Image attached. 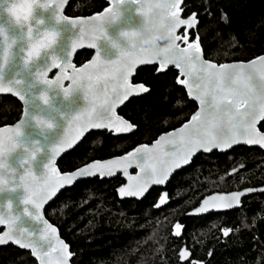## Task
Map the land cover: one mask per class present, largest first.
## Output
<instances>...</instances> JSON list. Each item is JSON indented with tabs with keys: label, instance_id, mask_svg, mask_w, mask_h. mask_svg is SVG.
Returning <instances> with one entry per match:
<instances>
[{
	"label": "snow or ice",
	"instance_id": "obj_1",
	"mask_svg": "<svg viewBox=\"0 0 264 264\" xmlns=\"http://www.w3.org/2000/svg\"><path fill=\"white\" fill-rule=\"evenodd\" d=\"M129 2L138 4L140 0H115L116 6L90 18L91 23L86 25L83 20H69L61 14L64 0H45L43 3L37 0H4L2 10L12 18L19 34L8 35L5 27L0 25V44L3 45L0 50V95L11 94L17 97L22 102V115L25 119H21L15 126L0 127V191L23 193L19 197L23 205L20 211L13 210L10 199L6 201V208L0 211V225L6 224L8 228L7 232L0 234V246L11 243L21 250L31 249V254L40 264H69L74 255L56 235V229L44 221L40 214L44 202L55 197L58 190L66 185H73L79 179L95 177L97 174L100 177L112 176L117 167H122L127 176V166L135 160L142 173V177L137 179L138 188L127 191L121 189L120 194L143 197L150 185L165 184L173 169L189 165L200 150L204 153H210L213 149L223 151L241 143L264 148V132L257 127L259 122L264 121V56L248 61L247 64L241 62L219 66L204 59L203 37L198 30L201 13L194 12L187 19L181 18V12L188 7L187 0H145L136 11L144 16L157 11L160 23L144 39H138L135 30H121L118 36L126 41V46L122 47L118 39L107 35L106 27L113 18L122 15L120 7ZM202 2L205 6L203 15H211L209 0ZM53 4L55 11L52 19L55 23H70L72 29L79 33L78 36H69L71 51L68 56L77 47H83L85 42L87 47L96 49L94 60L80 70L53 50L60 30L41 29L39 26L44 24V19L34 16L35 8L47 11ZM221 19L227 23V14H223ZM33 22L37 26L35 29ZM182 26L185 28L183 35H177V30ZM188 30H196L195 39H191L193 33ZM99 40L117 49L118 56L115 59H101ZM181 40L187 47L180 46L178 41ZM160 41L164 43L161 45ZM17 45L18 52L14 53L13 48ZM14 55L19 56L18 67L32 78L23 89L20 86L25 81L20 78V71L5 81L4 68ZM40 61L43 62L38 63ZM156 63L159 64L160 75H166L169 66L175 65L181 74L177 76V83L184 85L190 98L197 100L200 105V111L178 130L179 135L167 139L162 137L157 142L156 148L163 159L158 160L152 149L141 146L123 158V163L120 160L107 164L95 161L71 173H58L54 167L55 158L66 149L78 146L77 142H82L90 129L108 130L116 134L133 131L136 126L117 114V106L132 102L130 98L134 99L141 93H150V89L143 84L133 86L129 78L136 65ZM53 69H59V73L54 79H49L48 73ZM65 80L71 82L69 87H64ZM37 84L44 86L39 92L33 91ZM77 92L82 93L83 100L87 102L84 107L65 111L53 104L56 95L62 93L64 100H71V104L75 105L76 101L72 97ZM35 100H41L51 110L47 118L41 115L39 106L32 103ZM29 105L33 108L31 113L27 111ZM28 120L32 121L31 125ZM57 121H64L65 124L61 126ZM25 127H35L40 134L59 129L56 141L49 146L50 155L43 161L46 171L42 180L37 178L33 170V162L42 152L40 141L26 139ZM66 128L74 129L73 134L69 135ZM164 145H170L171 148L164 151ZM14 154L15 160L12 163L9 158ZM128 179L131 181L132 177L128 176ZM253 191L255 189L245 190ZM245 192L213 197V201L219 200L218 204H210L206 200L195 211L207 213L210 207L232 209L241 204V196ZM165 203L162 197L156 207ZM29 205L34 211L29 209ZM22 215L42 221L43 230L37 233L23 225L17 227ZM181 227L179 223L175 225V236H181ZM223 235L229 236V230H225ZM37 238L40 243L36 242ZM53 252L57 253L55 259L52 257ZM130 255H136V252ZM188 258V252L182 250L181 259ZM24 260L26 257L18 258L17 264Z\"/></svg>",
	"mask_w": 264,
	"mask_h": 264
},
{
	"label": "trees",
	"instance_id": "obj_2",
	"mask_svg": "<svg viewBox=\"0 0 264 264\" xmlns=\"http://www.w3.org/2000/svg\"><path fill=\"white\" fill-rule=\"evenodd\" d=\"M106 4L105 0H70L65 14L87 16ZM187 4L184 16L201 13L198 30L206 59L248 61L264 54V0H209L211 15H203L202 0H187ZM225 13L227 23L221 19ZM192 33L193 38L196 31ZM92 53L79 51L75 64L81 65ZM166 72L156 73V66L136 71L132 81L143 83L150 93L131 98L118 110L136 126L135 131L121 136L92 131L59 158V169L72 171L95 159L122 155L185 122L196 110V102L177 84L176 69ZM21 111L16 98L0 96V126L16 122ZM259 128L264 132V121ZM123 182L120 175L84 179L46 206V218L70 245L73 264H264V192L244 197L240 208L228 212L187 215L208 194L264 185V150L236 146L224 153H199L165 187H153L140 200L118 198L116 188ZM162 197L166 203L156 207ZM177 223L182 225L180 237L174 235ZM225 230H229L227 237ZM183 245L191 256L182 263L178 251ZM133 252L136 255H130ZM21 257L26 260L20 264H37L25 250L13 245L0 248V264H17Z\"/></svg>",
	"mask_w": 264,
	"mask_h": 264
},
{
	"label": "water",
	"instance_id": "obj_3",
	"mask_svg": "<svg viewBox=\"0 0 264 264\" xmlns=\"http://www.w3.org/2000/svg\"><path fill=\"white\" fill-rule=\"evenodd\" d=\"M70 0H64V3H63V8H62V12L61 14L63 16H66L69 18V20H77V21H80V20H83L86 22V25L90 24L91 23V19L92 17H95L97 14H100V13H103L105 9H112L115 5V0H105V2L107 3V5L99 12H96V13H93L91 15H87V16H76V17H72V16H68L65 14V9L68 5ZM18 2H21V0H18ZM38 3H43L45 2V0H37ZM145 3V0H140V2L138 4H134V3H125L122 7H120V11L122 12V18L120 20V22L118 24H113V25H110V26H107L106 27V32H107V35L112 38V39H118V42L120 43V45L122 47H125L126 46V41H124L122 38H120L118 36L119 32L121 30H125V29H128V30H136L138 28H140L143 24H144V21L146 19V17L148 15H150L152 12H150L147 16H144L140 13H138L136 11V9L138 7H140L141 4H144ZM4 4V0H0V25L4 26L5 29L7 30V33L8 35H13V34H19V29H17L13 23H12V18L7 14L5 13L3 10H2V6ZM55 11V4H53V7L49 8L47 11H44L42 10L41 8L37 7L34 9V16L35 17H42L44 19V24L39 26L41 29L43 28H57L60 30V36L56 42V44L53 45V50L55 52H57L58 55L61 56L62 59L64 60H70L72 62V64L77 68V70H80L82 68H84L86 65L90 64L94 58L96 57V49H93V48H89L87 47V42H85V45L83 47H77L76 51L72 53L71 56H68V52L71 51V45H70V41H69V36L72 35V36H78L79 33L76 29H72L71 27V24L70 23H62V24H56L55 21L52 19V13ZM194 13V12H193ZM192 14V13H191ZM190 14V15H191ZM190 15H187V16H184V11L181 12V18L182 19H187ZM33 27L34 29L37 27L35 25V23L33 22ZM185 31V28L182 26L180 29L177 30V35H183ZM188 31H196V30H188ZM151 33L148 34V36L150 35ZM147 36V37H148ZM146 37V38H147ZM192 39H195V36L192 38ZM191 42V41H190ZM161 45L164 43L163 41H160L159 42ZM178 43L180 44V46L183 48V47H187L184 43H183V40L181 41H178ZM18 45L17 46H14L13 48V52L16 53L18 52ZM98 47L100 48V57L101 59H115L117 56H118V51L117 49H114V48H111L110 45L107 44V42H105L104 40H99L98 41ZM3 48V45L0 44V50H2ZM91 50L93 53L91 55V57L85 61L84 63H82L81 65H76L75 62H74V58L76 56V54L79 52V51H82V50ZM63 50V51H61ZM202 54H203V57H204V53H203V49H202ZM261 56H264V54L262 55H259V56H256L254 57L253 59L251 60H248V61H253L255 58L257 57H261ZM44 59H47L46 57ZM204 59H206L204 57ZM208 61H211L209 59H206ZM248 61H231V62H223V63H217V62H214V61H211V62H214L217 64V66L221 65V64H235V63H245L247 64ZM43 61H40L38 63H42ZM20 64V61H19V56L18 55H14L12 60L10 61V63H8L5 68H4V77H5V81L9 80L12 78L13 74L16 72V71H20V78L23 79L25 81V84L21 85L20 87L23 89L27 86V82H29L32 78L27 74L25 73L21 68L18 67V65ZM143 66H156V73H158V68H159V64L156 63V64H138L136 65V68L135 70L133 71L131 77L129 78L130 79V83L135 86V85H140V84H143V83H134L132 81L136 71L140 68V67H143ZM170 67H173L176 69V71L178 72V75H181L180 74V70L178 68L175 67V65H170ZM59 73V69H53L52 71H50L48 73V78L49 79H54ZM181 78H183L181 76ZM176 82H177V78H176ZM64 87H69L70 86V81L68 80H65L64 82ZM178 84V83H177ZM144 85V84H143ZM180 87H183L186 94H187V97L190 99V100H193L196 102V105H197V108L196 110L189 116V118L183 122L180 126L172 129V130H169V131H166V132H163L161 133L160 135L157 136V138L155 140H153L151 143L149 144H139L137 146H135L134 148L130 149L129 151L123 153L122 155H118V156H114V157H110V158H107V159H95V160H92L86 164H90V163H93L95 161H100L104 164H107L108 162H112V161H117V160H120L121 163L124 162V159L123 158H127L128 155L130 153H133L135 149L137 148H140L141 146H147L148 148L152 149L153 152L155 153L156 157L158 160L160 159H163L161 153L157 150L156 148V145H157V142L161 140V138H169L170 136H177L179 135V132L178 130H180L182 128L183 125H185L186 123H188L189 121H191V117L192 115L198 113L200 111V105H199V102L197 100H194V99H191L189 94H188V90L187 88L184 86V85H181V84H178ZM145 86V85H144ZM44 86L43 85H40V84H37L36 85V88L33 90L35 92H39ZM147 87V86H146ZM146 93H141L139 94L138 96H141V95H144ZM0 96H12L14 98H16L18 101L19 99L11 94H2ZM136 96V97H138ZM73 100L76 101V104L75 105H72L71 104V100H64L63 99V96H62V93L61 94H58L56 95L55 99L53 100V104L56 105V106H59V107H62L65 111H75V109L77 107H84L86 105V101L83 100V97H82V93L80 92H77L73 97H72ZM131 99V98H130ZM21 103V106H22V102L19 101ZM33 104L39 106V110H40V113L43 117L47 118L50 113H51V110L45 106L43 104V102L41 100H35L32 102ZM126 103V102H125ZM123 105H118L117 106V114L123 118L124 120L128 121L127 119H125L123 116H121L119 113H118V110L122 107ZM27 111L29 113H31L33 111V108L31 105H29L27 107ZM22 112H23V108H22V111H21V115H20V118L12 123V124H7V125H3V126H0V127H9V126H15L18 122L21 121V119H25V117H23L22 115ZM130 122V121H128ZM262 122V121H261ZM258 123L257 127L258 129L260 130L259 128V125L260 123ZM28 123L29 125L32 124V121L31 120H28ZM131 123V122H130ZM57 124L63 126L65 124L64 121H57ZM136 130V127L133 129V131ZM65 131L69 134V135H72L73 134V131L74 129L72 128H66ZM92 131H104V130H95V129H90L89 132L85 133V136L92 132ZM105 131H108V130H105ZM132 131V132H133ZM261 131V130H260ZM24 132H25V138L26 139H37L40 141V145H41V148H42V152L40 154L37 155V158L36 160L33 162V170L34 172L36 173L37 175V178L42 180L44 177H43V174L45 173V169L43 168V161L47 160L49 155H50V145H52L55 141H56V138H57V134L59 132V129H56L52 132H45L43 134H40L39 133V129L35 128V127H25L24 128ZM31 132V135H29V133ZM109 132V131H108ZM131 132V133H132ZM263 132V131H261ZM112 135L114 136H121V135H128L130 133H119V134H116L114 132H111ZM83 140V138H82ZM81 142L78 141L77 144L79 145ZM236 146H246V147H251V148H259L261 150H264V148H261L259 145H249V144H244V143H241V144H237V145H233V147L231 149H233L234 147ZM77 147L76 145H74L73 148ZM171 148L170 145H164V151H168L169 149ZM231 149H226V150H223L221 151L220 149H213L211 152L213 151H218V152H221V153H224V152H227V151H230ZM72 149H66L65 152L61 153L60 156H57L55 158V162H54V167H56V170L58 173H60L61 175H64L65 173H71V172H74L76 171L77 169L83 167L84 165L72 170V171H65V172H62L59 167H58V160L61 156H63L64 154H66L67 152L71 151ZM210 152V153H211ZM199 153H204L202 150L198 151L192 158V160L194 159V157L196 155H198ZM205 154H209V153H205ZM14 160H15V154L9 158V161L14 163ZM191 160V162H192ZM191 162L189 163V165L191 164ZM189 165H186V166H182L181 168L179 169H173L172 172H171V175H170V178L172 177V175L189 166ZM17 168H18V165H15ZM127 172H128V175L126 176L124 174V171H123V168L122 167H117L115 168L114 170V174L112 176H104V177H100L99 174H97V176L95 177H90V178H82V179H79L77 180L75 183H77L78 181H81V180H84V179H91V178H96L98 177L99 179H111V178H114L116 177L117 175H120L121 179L124 181L120 186H118L116 188V193H117V196L119 199H136V200H140L141 198L145 197L146 194L153 188V187H165L166 184L168 183V181L165 182V184L163 185H155V184H152L150 185L149 187V191L147 193H145V195L143 197H139V196H122L120 194V190L121 189H124V190H129V189H137L138 188V183H137V179L138 178H141L142 177V173H141V169L137 166V161L133 160L130 164H128L127 166ZM128 176H131L132 177V180L130 181L128 179ZM73 184V185H74ZM73 185H66L65 187L61 188L58 190V193L57 195L67 189V188H70L72 187ZM247 189H255V191L253 192H245V190ZM235 192H245V195L241 196V204L240 205H236L234 206L232 209H223V208H211L209 209V212L207 213H197L195 210L200 208L201 206L204 205V202L207 200L209 201V203H219V200H215L213 201L212 198L213 197H227L229 196L230 194L232 193H235ZM261 192H264V185L262 186H257V187H247V188H243V189H240V190H234V191H221V192H214V193H211V194H208L206 195L205 197H203L200 202L197 204V206H195L193 209L189 210L187 212V215L190 216V217H201V216H204V215H208L210 213H219V212H228V211H231L233 209H237V208H240L241 205H242V199L250 194H254V193H261ZM23 193L22 191H17V192H11V191H0V211H2L4 208H6V201L7 200H11L12 201V207H13V210L15 212H18L22 209L23 205L20 203V200H19V197L22 196ZM56 195V196H57ZM55 197H52L51 199L49 200H46L43 204V207L41 208L40 210V214L41 216L43 217V220L44 221H47L48 224H50L53 228L56 229V235L59 237L60 240H62L66 245H68V249H69V252H71V249H70V245L61 237L60 235V231L58 229V227L56 225H54L53 223H51L45 216V208L46 206L51 202L53 201ZM30 210L34 211V209H32V206L29 205L28 206ZM20 225H23L25 228L31 230V231H35L37 233L41 232L44 228V224L42 221H35V220H32V219H29L27 216H21L20 218V221H19V224L17 225V227H19ZM0 228L2 229L0 231V234L2 233H5L7 232L8 228H7V225L6 224H2L0 225ZM37 243H40L39 239L37 238L36 240ZM53 243H55L53 241ZM8 245H13L11 243H9ZM17 248H19L17 245H13ZM1 247H4V246H0ZM20 249V248H19ZM25 251L29 252L31 257L36 261L37 264H40L39 260L33 256L31 254V249H24ZM183 251H186L188 252L189 254V258L188 260L190 259V256H191V252L190 250L185 246L183 245L181 247V249L178 251V258H179V261L180 262H186L188 260H183L181 259V252ZM73 254V253H72ZM57 253L56 252H53L52 253V257L53 259H55ZM74 256V255H73ZM73 256L70 258V262L69 264H73L72 263V258Z\"/></svg>",
	"mask_w": 264,
	"mask_h": 264
},
{
	"label": "clouds",
	"instance_id": "obj_4",
	"mask_svg": "<svg viewBox=\"0 0 264 264\" xmlns=\"http://www.w3.org/2000/svg\"><path fill=\"white\" fill-rule=\"evenodd\" d=\"M121 18L122 15L113 18L108 26L113 24H118ZM159 23H160V14L157 11H153L150 15L146 17L144 24L140 28L135 30L137 32V38L138 39L146 38L150 33V30L158 27Z\"/></svg>",
	"mask_w": 264,
	"mask_h": 264
},
{
	"label": "flooded vegetation",
	"instance_id": "obj_5",
	"mask_svg": "<svg viewBox=\"0 0 264 264\" xmlns=\"http://www.w3.org/2000/svg\"><path fill=\"white\" fill-rule=\"evenodd\" d=\"M107 5V4H106ZM191 39H192V37H191ZM211 214V213H210Z\"/></svg>",
	"mask_w": 264,
	"mask_h": 264
}]
</instances>
